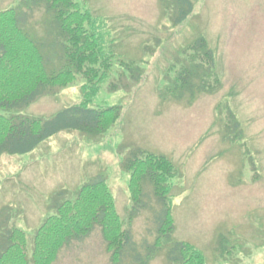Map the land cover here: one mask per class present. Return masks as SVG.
I'll list each match as a JSON object with an SVG mask.
<instances>
[{
	"label": "rangeland",
	"instance_id": "374dc122",
	"mask_svg": "<svg viewBox=\"0 0 264 264\" xmlns=\"http://www.w3.org/2000/svg\"><path fill=\"white\" fill-rule=\"evenodd\" d=\"M21 1L0 0V10ZM74 1L99 18L118 57L139 64L143 78L132 90L111 91L122 73L115 64L100 84L89 107L122 108L118 123L101 137L63 132L32 153L0 157V233L24 231L31 250L37 229L54 215V195L66 190L73 197L97 176L105 178L118 214L128 221L130 174L122 162L139 148L167 157L179 171L171 192L174 242L194 245L205 264H264V0H191L193 13L175 27V0ZM47 20L42 9L35 11L31 32L42 33ZM200 37L215 54L223 87L195 99L190 93L164 96L175 72L190 63L186 48ZM84 84L80 76L13 114L50 119L84 101ZM229 112L240 131L227 129ZM154 211L141 210L131 224L142 254L154 242ZM166 250L150 264H168ZM54 264H111L100 229L71 243Z\"/></svg>",
	"mask_w": 264,
	"mask_h": 264
},
{
	"label": "trees",
	"instance_id": "16d2710c",
	"mask_svg": "<svg viewBox=\"0 0 264 264\" xmlns=\"http://www.w3.org/2000/svg\"><path fill=\"white\" fill-rule=\"evenodd\" d=\"M38 9L45 12L48 20L42 33L34 28L36 33H32L31 19ZM193 10L191 0H175L170 15L172 25L182 24ZM106 33L99 18L74 0H22L15 8L0 10V109L12 114H0V157L32 153L63 132L99 138L118 123L121 107L94 109L88 103L115 64L122 73L109 84L111 91L132 90L142 81L144 70L136 62L118 57L115 39ZM186 52L190 63L175 72L163 95L182 99L190 93L195 99L200 94L217 93L223 84L208 41L197 38ZM80 76L85 80L81 104L65 108L50 119L13 114L46 94L72 85ZM227 116V129L240 131L235 115L229 112ZM122 169L130 174L132 208L128 221L118 214L105 178L97 176L82 185L73 197L66 190L54 195V215L37 229L31 250L24 231L3 230L0 264H54L62 250L73 242H83L97 228L111 264H150L164 247L168 264H205L203 253L194 245L172 240V180L180 177L174 163L165 156L136 148L124 158ZM154 208V242L146 244L142 254L136 248L131 224L141 210Z\"/></svg>",
	"mask_w": 264,
	"mask_h": 264
}]
</instances>
